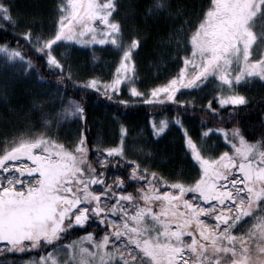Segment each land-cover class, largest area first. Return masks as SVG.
Wrapping results in <instances>:
<instances>
[{
  "label": "snow or ice",
  "instance_id": "obj_1",
  "mask_svg": "<svg viewBox=\"0 0 264 264\" xmlns=\"http://www.w3.org/2000/svg\"><path fill=\"white\" fill-rule=\"evenodd\" d=\"M53 11L38 25L0 0V264H264V97L240 126L241 89L264 87V0H56ZM150 27L179 66L165 80L137 74ZM29 79L46 87L9 104V86ZM93 97L107 120H90ZM137 101L159 109L152 144L129 141L120 119ZM197 111L209 119L193 135ZM117 124L119 143L105 146ZM172 125L187 170L165 172L157 145Z\"/></svg>",
  "mask_w": 264,
  "mask_h": 264
},
{
  "label": "trees",
  "instance_id": "obj_2",
  "mask_svg": "<svg viewBox=\"0 0 264 264\" xmlns=\"http://www.w3.org/2000/svg\"><path fill=\"white\" fill-rule=\"evenodd\" d=\"M56 0H15L17 5V10L19 11L22 18H33L38 25L47 26L54 18L53 6ZM147 33V39L145 40L143 46L140 48L139 53L136 55L135 59L138 63V76L141 78H146L151 80L154 77H159L160 80H165L172 75L171 71L164 68V59H161V52L167 51L162 47V43H166L167 37L158 34L155 27H150L145 30ZM15 43V41H13ZM73 58L76 59L77 63L83 64L88 56L84 52L73 53ZM168 62L165 61V65ZM91 66V65H90ZM173 69V66L172 68ZM101 72L100 68L97 69ZM166 72V73H165ZM3 77H0L2 80ZM46 87V85L35 84L31 79L28 81L20 80L13 82L9 86L7 92V98L9 104L14 105H27L31 102V97L28 95L30 91H40ZM0 88H3V84L0 83ZM248 98L249 106L240 115L245 117L244 123L241 127L245 125L253 124L256 121V112L262 107L261 99L264 97V87L260 84H253L244 89H241ZM187 94V93H185ZM83 94H77L76 98L80 99ZM196 95V93L192 94ZM184 98V97H181ZM95 97H93V103H90L89 111L91 113L90 120H107V116L110 115L111 110L105 105L96 106L94 104ZM84 102H88L85 98ZM206 103V100L204 101ZM4 99L0 97V107H3ZM174 108V106H173ZM159 111L157 108H153L150 105L144 104L142 101H137L135 105L128 108H121V112L125 113L120 119L127 124V127L131 130V134L138 135L143 132L144 140L148 144H152L153 140H149V132L147 129V122L155 112ZM190 118L188 120V126L193 130V135H195L200 130L201 119L208 120L209 117L203 111L190 112L187 114ZM224 117L227 118V112L223 113ZM220 126L217 125L215 121L209 126ZM225 127H231V124L223 125ZM95 131V129L93 130ZM249 131L251 129L249 128ZM258 125H257V135H258ZM119 137V125L112 126V131L108 133V140L106 145L108 146L114 140L117 143ZM148 137V139H147ZM182 140L176 136H166L163 140L158 142L157 148L162 149L166 154L169 155V160L160 165L161 169L165 172L172 171L177 172L180 168L187 170V165L181 160L182 152ZM92 230V229H89ZM83 233H77L76 235H82ZM75 236L69 237V239H75Z\"/></svg>",
  "mask_w": 264,
  "mask_h": 264
},
{
  "label": "rangeland",
  "instance_id": "obj_3",
  "mask_svg": "<svg viewBox=\"0 0 264 264\" xmlns=\"http://www.w3.org/2000/svg\"><path fill=\"white\" fill-rule=\"evenodd\" d=\"M75 47H77V48H80V47H82V46H80V45H76ZM99 47V46H98ZM172 47L174 48L175 47V45L173 44L172 45ZM165 50H167L168 51V49H165ZM60 51L61 52H63L64 51V48H61L60 49ZM69 51H71L70 49H69ZM74 59V58H73ZM76 60V59H75ZM110 60H111V57H104V59L103 60H101V61H99L98 63L100 64V65H103V68L101 69L100 68V70L102 71V72H104V73H106V72H108V71H110L109 69H108V67H107V63L108 62H110ZM165 61L166 62H168V64L167 65H165ZM162 62H164V65H163V67L165 68H167V69H169L171 72L170 73H172V74H176L177 72H178V69H179V66H178V63L175 61V53L174 52H172L167 58H165L164 59V61H162ZM172 66H173V69H171L172 68ZM166 73V72H165ZM253 84H260L258 81H256V82H250L249 84H247L246 85V87H248V86H250V85H253ZM211 87V86H210ZM185 93H187L188 94V92H187V90H185ZM186 94V95H187ZM192 94H194V93H192ZM147 129H148V131L150 130V125L149 124H147ZM176 136V137H178L179 139H181L182 140V143H183V134H182V132L176 127V126H174V125H172V126H170L168 129H167V131H166V134L165 135H163V137H162V139H160V140H163L166 136ZM149 136H150V132H149ZM145 139V137H143V135L141 136L140 134H138V135H133V134H131V132L129 133V141H132V140H138V141H140V140H144ZM147 139H148V137H147ZM117 140V143H119V137H118V139H116ZM149 140H150V138H149ZM152 140V139H151ZM159 140V141H160ZM213 140H215V137H213ZM209 143H212V141H209ZM181 146H182V144H181ZM183 155H184V151H183V148H182V152H181V158L183 157Z\"/></svg>",
  "mask_w": 264,
  "mask_h": 264
}]
</instances>
